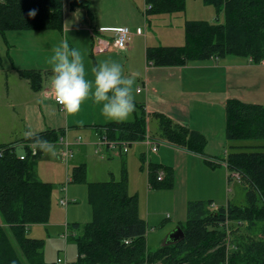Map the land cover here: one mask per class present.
I'll return each instance as SVG.
<instances>
[{"label":"trees","instance_id":"16d2710c","mask_svg":"<svg viewBox=\"0 0 264 264\" xmlns=\"http://www.w3.org/2000/svg\"><path fill=\"white\" fill-rule=\"evenodd\" d=\"M215 9L216 22L186 21L184 44L180 47L147 49V61L156 67L182 66L190 61L237 56L252 63L264 60V0H202ZM148 13L182 12L185 0H146ZM37 9L35 17L27 15ZM223 16V23L218 18ZM62 0H1L0 34L7 31L60 30ZM52 75V72H48ZM34 90L40 89L39 70L20 72ZM158 136L177 147L201 153L204 137L174 123L161 114ZM99 129L108 141L137 142L146 136L144 115L131 122H110ZM227 140H264V106L229 99L225 104ZM54 132H43L24 139L37 147L36 156L18 145H0V264H43L44 242L29 238L30 226L49 220L52 186L37 179L34 166L41 154L37 141L54 142ZM228 172L237 174L245 190V205L228 203L214 209L211 201L188 202L186 220L179 224L184 236L167 242L155 251L146 245V223L139 216L138 202L130 196L126 180L89 185L93 218L81 227L72 225L77 245V264H264V151H234L225 160ZM161 168L151 165L150 184L171 187L157 180ZM228 177V182L231 176ZM73 177L84 181L85 166L74 167ZM4 226L10 231V242Z\"/></svg>","mask_w":264,"mask_h":264},{"label":"crops","instance_id":"0c3cea01","mask_svg":"<svg viewBox=\"0 0 264 264\" xmlns=\"http://www.w3.org/2000/svg\"><path fill=\"white\" fill-rule=\"evenodd\" d=\"M188 1L185 0L186 7ZM200 3L202 5L200 7L204 8V2L201 0ZM62 5L63 19L60 30L15 31L16 35L25 38L27 40L25 45H28L31 38L22 35L39 34L35 37L40 39V43H37L40 52L49 54L48 49H54L66 37L65 29L69 26V32L80 36L84 51L88 54V51L94 52V43L97 38L111 43L115 38L117 28L127 27L131 33L130 43L125 50L102 52L101 56L96 58L95 64L108 61L107 57H109V61L123 63L125 75H135V79H137V82H134V96L135 105L139 106L138 111L135 109L127 120L119 122H131L137 116L144 115L146 136L142 141L129 143L128 146L130 145L131 149L127 154H130L132 158H135L137 154L141 161L146 163L148 168L146 174L143 173V179L147 183L148 191L152 186L149 179L151 165L160 167L158 174L162 172L163 179L171 185L170 190H167L168 194H165L168 197V209L165 212L166 218L170 219V224L173 225L160 237L153 236L152 233L148 235L151 231L146 232L147 249L155 251L168 242V235L173 231L172 228L174 226L176 228L186 220V207L190 202L188 197L189 181L192 182L194 190L198 176L204 179V175H206L208 178L210 177L207 186H219L218 183H220L221 193H224L226 180L228 182L230 175L225 163L226 157L230 152L241 151L243 147L240 144L241 141L226 139L225 104L229 99H236L243 103L264 106V60L255 64L250 59L226 56L222 59L210 58L202 61H190L182 66L156 67L147 61V49L182 46L184 44V23L192 21L186 19L185 14L179 12L150 14L148 11L151 9V5L147 4L146 0H62ZM160 21L169 22L170 27L166 32L168 35L164 38L173 40L171 43L169 41L161 43L159 41L161 38L154 34L153 23ZM205 21H210V19ZM12 32L7 34L12 35ZM69 43L71 46L77 47L76 43L75 45L70 41ZM140 66L141 68L144 66V72H137ZM51 67H36L42 74L41 90H37L38 92L35 94L38 97L37 101L29 106L26 112H23L22 129L18 130L15 135L13 133L14 140L7 143V145H18L17 152H20L19 154H22L25 146L31 144L24 142L26 138L50 131L57 134L58 137L62 134L67 136L69 132L68 115L56 104L52 96V75L48 74ZM17 85L26 93H30L28 85H23L21 82ZM138 87L143 89L139 92L137 91ZM10 108H14L13 103L10 104ZM155 114L164 115L174 123L201 134L205 139V146L201 153L177 147L159 138L158 120L154 117ZM73 116H77V113ZM73 125L77 126L76 123L71 124V126ZM101 130L91 128V132L97 133L98 136L100 134L102 140L105 136ZM26 133H30V135H26ZM49 143L54 145L57 152V140ZM159 143L163 145L159 146ZM154 144L156 150L152 151L151 148ZM0 145L4 144L0 143ZM42 151L43 149H41V153ZM204 152L208 153L204 155ZM214 152H219V154L216 155ZM129 162L130 159L126 158L125 163ZM204 162L210 164L214 169L208 167V164L205 165ZM217 167H220L218 172L215 170ZM216 173L219 174L220 179L211 177ZM230 176L240 180L237 174ZM206 201H211L214 206L212 200ZM218 207L214 206V209ZM153 212L154 214L159 213V211ZM141 219L143 220V218ZM150 219L151 217L145 219L148 224Z\"/></svg>","mask_w":264,"mask_h":264},{"label":"rangeland","instance_id":"374dc122","mask_svg":"<svg viewBox=\"0 0 264 264\" xmlns=\"http://www.w3.org/2000/svg\"><path fill=\"white\" fill-rule=\"evenodd\" d=\"M200 2L201 0H189L187 7L185 4L184 10L179 13L185 14V18L192 21L210 19V22H216L214 7L204 3V8H201ZM218 20L220 23H223V16L220 15ZM169 27L170 24L167 21L153 23L154 34L161 38L159 40L161 43H167L168 41L171 43L173 41L169 38L168 40L164 38V36L168 35L166 32ZM8 32L0 34V143L2 144H7L14 140L12 134L14 133L15 135L18 130L22 129L23 112H26L27 108L32 106L38 98L35 95L38 91L31 87L27 79L20 76V72L32 69L38 70L37 66H51L49 58L54 51V49H48L49 54L40 52V47L37 44L40 43V39L35 37L39 34L30 33L29 35H22L31 38V42L25 45L27 41L25 38L18 37L15 31L12 32V35L7 34ZM66 36L71 43L74 45L76 43L77 48L81 50L84 56L85 67L88 69V77L91 78L93 75L91 68L96 65L95 60L102 53L88 51L87 54L84 51L80 36L71 32H68ZM107 58L109 61L110 58ZM120 64L123 66L122 62ZM139 71L144 72V66L142 68L140 66L137 72ZM19 82L23 85H28L30 87L28 90H31L30 93H26L17 85ZM135 82H137V79H135ZM142 89V87H138L137 91L140 92ZM11 103L14 104V110L10 108ZM138 107V105L135 107L137 111ZM66 114L68 115L70 125L67 140L72 144V158L69 159L67 165L63 162L60 157L62 146L57 141V152L55 151L53 155L43 150L34 166L37 179L52 186L48 222L46 224L32 225L27 231L29 238L44 242L41 250L43 264H77V245L73 239V233L75 232L77 235L80 232H73L72 225L77 223L81 229L82 226L93 218L88 195L91 183L108 180L119 181L121 178H124L128 194L136 198L139 216L147 224L146 232L151 231L148 235L152 233L153 236L160 237L165 234L166 230L173 225L170 224V219L166 218L165 212L168 209V197L165 194H168L167 190H170L171 187L152 185L150 191H148L147 183L143 179L148 167L137 154L135 158L127 154L131 149L130 145H127L126 152L118 146L109 149L101 144L100 134L98 136L97 133H92L91 128H97L99 131V128L102 127L101 125L112 120L106 119L101 113L99 105L93 103L91 99L81 105L77 116ZM72 123H76L77 126H71ZM78 137L80 138L79 140ZM240 144L243 145L242 151H264V140L241 141ZM160 145L163 144L159 143ZM97 150L99 154L96 153ZM207 153L204 152V155ZM214 153L216 155L219 154V152ZM126 158L130 159L128 164L125 163ZM204 163L205 165L208 164ZM80 164H84L85 166L84 181H76L73 177L74 167ZM207 166L212 167L210 164ZM212 169L214 168L212 167ZM215 170L218 172L220 167H217ZM212 176L220 179L218 173L212 174ZM209 178L206 175H204V179L198 176V182L195 184L194 190L192 182H188V197L190 202L204 199L205 201L212 200L215 207L225 206L227 203L238 206L245 205V190L237 178L233 177L229 182L226 180L223 194L221 193L220 183H218L219 186H207V183L210 182ZM61 200L64 203H61ZM153 211H159V213L154 214ZM148 217H151L149 224L145 220ZM53 222L54 224H52ZM0 224H2L1 216ZM4 229L10 242L16 246L8 228L4 226ZM57 259H60L61 263H57Z\"/></svg>","mask_w":264,"mask_h":264},{"label":"clouds","instance_id":"9594fccd","mask_svg":"<svg viewBox=\"0 0 264 264\" xmlns=\"http://www.w3.org/2000/svg\"><path fill=\"white\" fill-rule=\"evenodd\" d=\"M37 9H30L29 17H35ZM69 26L65 32L68 34ZM51 64V88L56 101L68 114L80 111L81 105L91 99L99 105L101 113L108 120H127L135 110V75H125L123 66L116 61H102L91 68L88 77L81 50L70 45L67 36L54 48L49 58ZM30 135V133H26ZM37 146L55 154L54 145L40 139Z\"/></svg>","mask_w":264,"mask_h":264},{"label":"built area","instance_id":"2783aa9c","mask_svg":"<svg viewBox=\"0 0 264 264\" xmlns=\"http://www.w3.org/2000/svg\"><path fill=\"white\" fill-rule=\"evenodd\" d=\"M1 1V0H0ZM131 40V33L129 31V29L127 27H120L117 28L115 30V38L113 39V41L110 43L108 41H104L101 38H97L95 43H94V52L95 53H102V52H106V51H111V50H125ZM52 96L56 102V104H58V106H60V108L62 110L63 107L61 104H59L54 96V93L52 92ZM80 138L78 137V140ZM58 143L62 146L61 149V153H60V157L63 160V162L67 165L69 159L72 158L73 153H72V149L71 146L72 144L67 140V136L66 134H62L58 139H57ZM101 144L103 146H105L106 148H114L115 146H118L120 148H122L123 151L127 150V145L129 144L128 142H113V141H108L105 137H103V139L101 140ZM29 155L30 156H36L38 154L37 151V147L34 144H30L29 145ZM152 151L156 150V145L154 144L151 148ZM2 153V149H0V155ZM96 153L99 154V151L97 150ZM26 155L25 154H20L19 155V159H25ZM163 179V173H159L157 176V180L161 181ZM61 203H64V201L61 200ZM57 263H61V260L58 259Z\"/></svg>","mask_w":264,"mask_h":264},{"label":"water","instance_id":"95a60500","mask_svg":"<svg viewBox=\"0 0 264 264\" xmlns=\"http://www.w3.org/2000/svg\"><path fill=\"white\" fill-rule=\"evenodd\" d=\"M184 236V233L181 229L180 226H177L175 230H173L169 235H168V242H175L182 238Z\"/></svg>","mask_w":264,"mask_h":264}]
</instances>
